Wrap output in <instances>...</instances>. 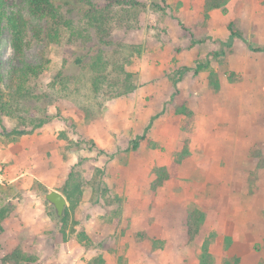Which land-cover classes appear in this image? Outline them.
I'll return each mask as SVG.
<instances>
[{"label": "rangeland", "instance_id": "obj_1", "mask_svg": "<svg viewBox=\"0 0 264 264\" xmlns=\"http://www.w3.org/2000/svg\"><path fill=\"white\" fill-rule=\"evenodd\" d=\"M135 1L109 8L111 46L86 34L73 45L68 35L60 44L38 40L36 31L51 23L33 16L27 0L7 1L8 12L29 22L26 61L47 68L21 83V57L3 30L0 205L11 213L0 231V264H13L4 260L17 246L37 258L26 264H86L100 254L106 264H200L207 239L217 264H264V0H232L226 14L206 13L205 0ZM99 48L137 74L132 93L92 92L90 57L82 66L75 58ZM200 64L207 68L196 74ZM60 74L71 78L67 90ZM173 99L192 115L173 113ZM45 116L53 119L35 128ZM15 129L29 134L14 136ZM186 145L190 154L177 164ZM156 166L168 167L171 179L154 192ZM72 170L84 180L83 221L63 244L62 221L43 194L52 187L63 194ZM195 208L206 220L190 242ZM83 232L95 247L80 243Z\"/></svg>", "mask_w": 264, "mask_h": 264}, {"label": "trees", "instance_id": "obj_2", "mask_svg": "<svg viewBox=\"0 0 264 264\" xmlns=\"http://www.w3.org/2000/svg\"><path fill=\"white\" fill-rule=\"evenodd\" d=\"M8 0H0V41L2 38L3 30L6 28L12 35V42L16 52L21 57V63L23 67L20 70L21 83L25 84L30 77L38 78L46 71V65H34L29 64L25 59L24 47H25V35L28 31L29 22L21 13L8 12L7 5ZM109 3L106 7L100 8L94 0H27L29 4L30 13L41 19L47 20L51 23L48 28L36 31V38L48 43V44H60L63 37L68 35V43L73 45L74 39L82 38L84 34L90 36L96 35L100 44L111 46L114 44L112 36V30L110 23V9L113 5L120 6L133 3L139 5L138 2L132 0H108ZM232 0H205L204 10L206 13L213 10H222L223 13H227L228 5ZM77 5H73V3ZM66 9V10H65ZM232 27L230 26V29ZM233 36L236 34L233 32ZM89 52L86 55L76 53L75 63L77 66H82L85 60L89 59V68L91 71V88L95 95H107L109 98H119L125 95H129L135 90L137 74L128 71L123 65H120L106 54L104 48L99 50L90 56ZM68 62H64V67ZM110 67H113L118 71L117 77L111 78ZM206 65H198L196 74H199L202 70L206 69ZM71 80L68 76L60 74L59 83L64 84V89L69 87L68 83ZM210 85L216 90L220 89V82L217 78V74L211 71ZM23 87V86H22ZM21 89V88H20ZM1 99V98H0ZM178 101V102H177ZM173 99L172 109L173 113L180 115H192L188 110L187 103L185 101H179ZM174 105V106H173ZM174 107V108H173ZM4 104L0 100V111L4 112ZM93 114L88 111L87 116L93 117ZM157 118L154 116L150 122V126ZM53 118L45 116V118L39 120L35 125V128L44 126L48 121ZM14 136L20 137L29 132L21 129H15L11 132ZM138 142H135L134 149L137 148ZM92 147H96L95 142H90ZM190 154L189 148L186 145L185 148L175 154V160L177 164H181ZM155 179L151 184V189L156 192L158 189L163 188L171 179V174L166 166H156L153 169ZM63 194L66 196L70 206L67 208L66 216L60 224V235L62 236V243H67L69 236L77 232V227L82 224L83 210L82 200L84 195V180L80 173L72 170L63 187ZM11 209L8 206L0 205V231L7 230V220L10 217ZM206 220V215L198 208L192 209L188 213V239L193 242L200 233V229ZM116 224L118 220L115 221ZM213 238V237H212ZM215 238V236H214ZM213 238V239H214ZM80 243L86 248L91 249L95 247V239L90 238L85 232L78 234ZM231 238L227 239L228 249L231 245ZM154 243H158L156 240ZM212 240L207 239L202 246V253L200 255V264H217L216 258L210 253V245ZM123 258H120L122 263ZM4 262H11L13 264H26L35 263L37 258L31 256L30 253L25 251L21 246H17L4 260ZM239 260L236 261L238 263ZM86 264H106V259L102 254L92 258Z\"/></svg>", "mask_w": 264, "mask_h": 264}, {"label": "water", "instance_id": "obj_3", "mask_svg": "<svg viewBox=\"0 0 264 264\" xmlns=\"http://www.w3.org/2000/svg\"><path fill=\"white\" fill-rule=\"evenodd\" d=\"M43 200L53 208L54 214L59 221H62L65 218L68 208V200L62 193L55 190H49L43 194Z\"/></svg>", "mask_w": 264, "mask_h": 264}, {"label": "crops", "instance_id": "obj_4", "mask_svg": "<svg viewBox=\"0 0 264 264\" xmlns=\"http://www.w3.org/2000/svg\"><path fill=\"white\" fill-rule=\"evenodd\" d=\"M50 190H55V191H58V192H60L58 189H56L55 187H52V189H50Z\"/></svg>", "mask_w": 264, "mask_h": 264}]
</instances>
